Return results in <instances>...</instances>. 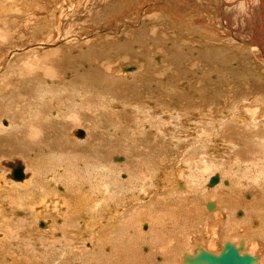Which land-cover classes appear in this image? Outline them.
Masks as SVG:
<instances>
[{
    "label": "bare ground",
    "instance_id": "obj_1",
    "mask_svg": "<svg viewBox=\"0 0 264 264\" xmlns=\"http://www.w3.org/2000/svg\"><path fill=\"white\" fill-rule=\"evenodd\" d=\"M57 1H0V39L17 56L6 66L10 74L0 72V158H10L0 161V201L8 205L0 211L3 264H95L108 257L210 264L200 257H219L227 245L250 256V264H263L264 0H101L79 21L102 26L83 33L73 14L63 17L75 0L68 8ZM104 34L131 37L120 45L151 40L154 53L165 52L156 58L166 66L151 73L116 71L142 88L136 100L118 88L116 72L95 68L86 49L92 45L72 48ZM69 46L71 59L56 55L53 68L38 69L39 58H47L38 53ZM117 48L102 43L106 54ZM182 118L188 125H172ZM179 129L184 136L173 133ZM151 136L173 151L183 146L173 165L186 158L183 182L174 184L160 166L140 168L142 159L151 166L139 150L152 149L144 140ZM223 145L222 161L214 153ZM9 162L21 166V181L12 179ZM40 220V228H30Z\"/></svg>",
    "mask_w": 264,
    "mask_h": 264
},
{
    "label": "rangeland",
    "instance_id": "obj_2",
    "mask_svg": "<svg viewBox=\"0 0 264 264\" xmlns=\"http://www.w3.org/2000/svg\"><path fill=\"white\" fill-rule=\"evenodd\" d=\"M1 1V0H0ZM59 1V3L62 5V6H64V7H66V6H68V4H69V2H73L74 0H66V3L65 4H62L61 2H62V0H58ZM58 1L56 2V4H58ZM61 1V2H60ZM85 1V2H84ZM94 1V2H93ZM99 1V2H98ZM65 2V0H63V3ZM76 2V5H74V3ZM91 2H93V3H91ZM96 2V3H95ZM97 2H98V4H97ZM9 3V1H7V4ZM95 3V4H94ZM83 4V5H82ZM103 3L101 2V0H75L74 2H73V9L74 10H72L71 9V11L69 10H67L66 9V13H65V15L63 16V17H67L68 15H74L75 17H76V19H77V22H76V27L78 28V30H77V28H76V30L78 31V32H85V31H90L92 28L93 29H96V28H98V27H100V26H102L101 24H99V23H96V22H94V21H87L85 24H81V22L79 21L81 18H83L84 16H86L87 15V12H88V10H90V8H92V7H94V6H99V5H102ZM86 5H87V8H86ZM94 5V6H93ZM77 7V8H76ZM80 7H83V9L84 10H82V8L80 9ZM89 7V8H88ZM66 8H68V7H66ZM79 11V12H78ZM87 11V12H86ZM68 12V13H67ZM18 13V12H17ZM17 13H14L15 15H17ZM81 14H82V16H81ZM83 14H85V15H83ZM79 15V16H78ZM119 16V15H118ZM59 23V22H58ZM81 24V25H78V24ZM93 23V24H92ZM49 24H51V23H49ZM57 24V23H56ZM90 24V25H89ZM58 25V24H57ZM150 25H152V26H150L149 28L150 29H153V26H155L154 27V29H158V27L155 25V24H150ZM84 26V27H83ZM88 26H90V27H88ZM55 27H56V25H55ZM87 28V29H86ZM146 28H148V26L146 27ZM84 29V30H83ZM127 32H129V31H127ZM81 33V34H82ZM60 36V35H59ZM98 37V38H97ZM96 38H90V39H86V40H84V41H82V42H79V43H77V44H75L74 46H72V48H76V50L77 51H79L82 47L81 46H89V45H92L90 48H86L87 50L89 49L90 51L88 52V53H90L89 54V56L91 55V58H92V56H93V58H92V62H93V65L95 66V68L96 69H99V70H104V71H107V73L109 74H112L113 72L112 71H114V72H116V71H119L120 69H122L123 67H135V70L131 73V75L132 76H134V78L135 77H140V76H142V72H146V74H148L147 72H149V73H151L152 71H154L155 69H158V68H162L163 66H166V65H164L165 63L167 64V60H165V58H163L161 61H158L157 60V58H156V56H165V52H161V53H158V52H156V53H154L155 51H153L152 49V43H153V41H151L150 40V42L149 41H146V44H145V46H143L142 44H143V40L142 41H138L137 39H134L133 41L134 42H132V43H126L125 45H120V43H119V41L120 42H122V41H124V40H127V39H130L131 37L130 36H127V35H121V37L120 36H118L117 38H115L113 35H106V34H104V35H99V36H97ZM100 38V39H99ZM124 38V39H123ZM102 39V40H101ZM19 40H21V42L19 41ZM22 40L23 39H18L15 43H17L18 44V42H19V44L20 43H22ZM103 40H105V41H103ZM127 41H129V40H127ZM88 42H90V43H88ZM110 43V44H112V45H114V46H117V47H119V48H117V51L119 52H117V51H115V54L111 51V50H113V49H111V50H107L108 51V53L109 54H106L105 53V51L102 49V43ZM117 42V43H116ZM138 42V43H137ZM152 42V43H151ZM88 43V44H87ZM149 45H148V44ZM130 44H132V45H130ZM134 44H135V46H134ZM141 46H140V45ZM101 45V46H100ZM148 45V46H147ZM86 46V47H87ZM143 46V47H142ZM71 46H69L68 48H66V50H64V49H60L61 51H63L64 52V54H62L63 52H61V51H57L56 52V54H50V56H49V54L47 53V56H46V54L44 53V52H40V54L38 53V56L39 55H41V56H45V57H47V58H45L44 59V57L42 58V57H40V58H42V61H43V63L45 64V62H47L48 64H49V62H50V64L51 65H49V66H47L46 64L44 65L43 63H42V61L40 60V58H39V61H38V63H42L40 66L38 65V69H39V67L40 68H43L44 66V68L45 69H49V67H51V68H53L54 66H53V64L51 63V62H54V59H55V57L54 56H56V55H58L59 57H58V59L60 60V59H62V57L61 56H63V60L65 59V57L67 56L69 59H71L72 58V56H70L69 54H67V52L66 51H69L70 49H72V48H70ZM80 47V48H79ZM127 47V48H126ZM133 47V48H132ZM136 47V48H135ZM5 48V49H4ZM9 46L7 45H4L3 43H2V41H1V39H0V63H1V60L3 61L4 59V61H6L7 62V64L2 68V69H0V72H2V71H4L3 73H9L10 74V72L9 71H5L7 68H6V66L8 65V62L9 63H12V64H15L16 62H15V57H17V56H15V57H12V56H10V54H11V49H10V51H9ZM79 50H78V49ZM94 49L93 51H92V49ZM121 48H122V51H121ZM137 48H139V49H137ZM145 48V49H144ZM166 48V47H165ZM8 51H7V50ZM67 49H69V50H67ZM130 49H132V50H130ZM135 49V50H134ZM144 49V50H143ZM6 50V51H5ZM76 50H74V51H76ZM125 50H129L128 52L127 51H125ZM94 51H96V52H94ZM152 51V52H151ZM59 52H60V54H59ZM66 52V53H65ZM98 52V53H97ZM102 52V53H101ZM117 52V53H116ZM135 52V53H134ZM148 52H149V54H148ZM5 53V54H4ZM58 53V54H57ZM138 53V55H136ZM151 53V54H150ZM65 54H67L66 56H65ZM102 54V55H101ZM105 54V55H104ZM133 54H135V55H133ZM116 55V56H115ZM145 55V56H144ZM152 55V56H151ZM5 56V57H4ZM95 56H97V57H95ZM102 56H105V58H106V56H107V58L105 59H103V57ZM113 56V57H112ZM154 56V57H153ZM4 57V58H3ZM6 57H8V58H6ZM61 57V58H60ZM67 57H66V59H67ZM77 57H79L80 58V55H78L77 54ZM142 57H144V58H142ZM149 57H150V62H149ZM1 58H3V59H1ZM50 58L52 59L53 58V60H50ZM56 58H57V56H56ZM158 58H160V57H158ZM13 59V60H12ZM48 59V60H47ZM59 60H57L56 59V62L57 61H59ZM157 60V61H156ZM165 60V61H164ZM10 61H12V62H10ZM62 61V60H61ZM99 61V62H98ZM152 61V62H151ZM167 61V62H166ZM55 62V63H56ZM60 62V61H59ZM103 62V63H102ZM145 62V63H144ZM159 62V63H158ZM54 63V64H55ZM153 63V65L151 66L150 64H152ZM133 64V65H132ZM161 64V65H160ZM149 65V66H148ZM160 65V66H159ZM47 66V67H46ZM139 66V67H138ZM151 67V69L149 70V69H147V68H145V67ZM154 66V67H153ZM99 67V68H98ZM155 68V69H154ZM116 69V70H115ZM145 71H144V70ZM8 70V69H7ZM112 70V71H111ZM152 70V71H151ZM135 71H136V73H135ZM151 71V72H150ZM141 72V73H140ZM97 73H100V72H97ZM118 72H116L114 75L116 76V78L117 79H119L120 80V78H122V80H123V78H125V77H122V74H124V73H119V74H117ZM126 74H128V73H125V75ZM136 74V75H135ZM119 77H118V76ZM1 76H3V74H1ZM127 76V75H126ZM122 80H120V82H118L117 83V86H118V88L119 89H121V88H123V87H125L124 89H121L124 93H126L127 94V96H129L130 98H132L133 96L135 97V100L137 99L136 98V95H133V94H135V93H137V91L138 92H140L141 90H142V88L141 87H136L137 88V90H136V88L135 87H132L131 85H132V83H130V79H128V80H125L124 82L122 81ZM121 85H120V84ZM123 83V84H122ZM128 85H127V84ZM125 84H126V86H125ZM134 84V83H133ZM241 84V83H240ZM144 89L146 88V87H143ZM135 89V90H134ZM105 92H107V93H109L110 92V89L108 90H106ZM172 93H174L173 91H172ZM130 95H133V96H130ZM88 103V102H87ZM173 107H175V105H172ZM120 108H121V106H120ZM244 113V112H243ZM11 114V113H10ZM165 118H170V117H165ZM173 120L172 119H169V122H172ZM182 121H183V123H182ZM178 122V123H177ZM176 123H173L172 125H180V124H185V126L186 125H188V123H187V121H186V119L184 118H182V119H180L179 121H177ZM93 127L95 128V126L93 125ZM75 128H79V127H75ZM81 129H83L86 133L88 132L87 131V129L86 128H84V127H81ZM184 129H185V127H184ZM181 130V131H180ZM186 130V129H185ZM185 130H183V129H179V131L177 130V131H175V132H173V133H175L176 134V136H184L185 134ZM100 130L98 129L96 132H99ZM178 132V133H177ZM187 133V132H186ZM138 136H140V135H138ZM154 138V139H153ZM149 139H150V141H149ZM144 140H147L148 141V143L150 144V145H152L153 147H152V149H139V150H142L143 152H144V154L142 155V156H140V157H143V158H145L146 156L149 158V160H150V162H151V166H149L148 164H147V162L145 161L144 162V159H142L141 160V162H140V165H142L143 167H140V168H142V169H145L146 167L148 168V169H150V168H152V167H155L156 166V168H158L159 166V172L162 170V171H165L166 170V172H168V176L170 177H168L170 180H172L173 179V183L174 184H176L177 183V181L179 182H183V180L185 179V177H183L182 178V176L180 175V174H183L181 171H183L184 173H187V167H185L186 165V158H184L182 161L183 162H180L179 163V167H177V168H175V166H173V165H175L176 164V161H178V160H180L178 157H179V154H180V151H181V149L183 148V146L182 145H178V147H177V150H174L173 151V149L170 147V145H166V143L165 142H162L161 143V140H159L158 138H155V136H151L150 138H147V139H144ZM158 142H157V141ZM160 146H162V147H160ZM162 148V149H161ZM165 148H170V152L169 151H167ZM217 148H219V150H218V152L216 151V154L214 153V156L216 155H221L220 156V158H221V160L223 161V160H226V157H223V156H226V152H228V150H226V149H224V145L222 146V147H220V146H217L216 147V149ZM138 150V151H139ZM138 151L137 152H135V151H133V152H131V155H133L135 158H136V161L138 160V158H139V153H138ZM150 151V152H149ZM173 151V153L172 154H170L171 152ZM215 151V150H214ZM223 151V152H222ZM165 152V153H164ZM168 152V153H167ZM177 152H179V153H177ZM225 152V153H224ZM168 154V155H167ZM175 154V155H174ZM219 156H217L218 157V160H220V158H219ZM14 157H21V156H12L11 158H14ZM167 158V157H169L170 158V160H169V158H167V160H168V162L166 161V163L165 162H163V160H162V158ZM155 158V159H154ZM171 158H172V160H171ZM175 158V159H174ZM4 159H10V158H6V157H3V158H0V161L1 160H4ZM153 159V160H152ZM152 160V161H151ZM161 160V161H160ZM214 161H216L217 162V160H216V158L214 159ZM237 160H235V162H236ZM159 162V163H158ZM144 164V165H143ZM165 164V165H164ZM169 164V165H168ZM180 164H181V166H180ZM169 166V167H168ZM168 167V168H167ZM182 167V168H181ZM146 168V169H147ZM175 168V169H174ZM178 169V170H177ZM180 169H182V170H180ZM219 170V169H218ZM217 170V171H218ZM173 171V172H172ZM180 171V172H179ZM170 172V173H169ZM174 172H175V174H174ZM173 176H172V175ZM177 175V176H176ZM163 177V175L162 176H160L159 178H162ZM182 178V179H181ZM166 179H167V177H166ZM168 180V179H167ZM225 180V183L227 182V180L226 179H224ZM175 181V182H174ZM229 182V181H228ZM216 186V185H215ZM3 187H5V186H3ZM3 187H0V188H3ZM26 187V186H25ZM238 192V191H237ZM237 192L235 193V194H237ZM237 196H238V194H237ZM5 202V203H4ZM214 203H216V202H214V201H212V202H209V203H207V204H213V205H215ZM206 204V205H207ZM206 205H205V208H206ZM217 205V204H216ZM216 205L214 206V211H215V208H216ZM6 206H8L7 204H6V200H4V201H0V211L2 210V209H4L3 207H5L6 208ZM207 208H208V205H207ZM207 210V209H206ZM209 210V209H208ZM207 210V211H208ZM211 211V212H214V211ZM210 212V211H209ZM250 216L252 215V214H249ZM245 217V216H244ZM246 218H248V216H246ZM17 223V221H12V222H9L10 223V226L11 227H13L12 225H14V223ZM42 223V221L40 220L39 222H38V224L37 225H33V226H31L30 228L32 229V228H34V226H37V227H39L40 228V224ZM12 224V225H11ZM144 227V226H143ZM17 230H18V234L19 233H21L23 230H20L18 227H15ZM211 229V228H210ZM13 230V233H15L16 232V230H14V229H12ZM32 232V231H31ZM34 237V236H33ZM34 243H35V241H34ZM227 243V242H226ZM246 248V247H245ZM244 248V249H245ZM245 251H247L246 249L244 250V252ZM211 253H215V252H211ZM247 253H248V251H247ZM16 254H18V250L16 251ZM1 255V254H0ZM256 255H258V256H260L259 254H256ZM262 255V254H261ZM2 256V255H1ZM1 256H0V264H3V259L1 260ZM255 256V255H254ZM263 256V255H262ZM261 256V257H262ZM256 257V256H255ZM18 258H20L19 256H18ZM157 261H158V259H157ZM263 261H264V257H263ZM32 262V261H31ZM30 262V263H31ZM116 262V263H115ZM119 262V263H118ZM113 264V263H115V264H125L123 261H117V260H114L113 258H110V257H108V260H106V259H104V260H99V262H96L95 264ZM264 264V263H263Z\"/></svg>",
    "mask_w": 264,
    "mask_h": 264
},
{
    "label": "water",
    "instance_id": "obj_3",
    "mask_svg": "<svg viewBox=\"0 0 264 264\" xmlns=\"http://www.w3.org/2000/svg\"><path fill=\"white\" fill-rule=\"evenodd\" d=\"M78 135H81L80 132H78ZM8 167L12 169V179L16 181H21L23 179L22 175V169L19 164L15 166L13 163H8ZM217 182L216 178L210 179V184H215ZM201 261H208L210 264H250L252 261V258L248 255H244L242 257L238 256L236 250L230 246L227 245L225 247V251L219 256L214 257L212 255L208 256H201Z\"/></svg>",
    "mask_w": 264,
    "mask_h": 264
}]
</instances>
